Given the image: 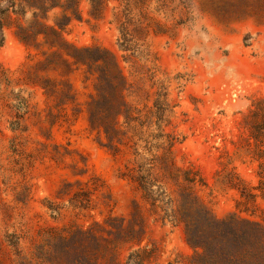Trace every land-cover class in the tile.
<instances>
[{"label": "rangeland", "instance_id": "rangeland-1", "mask_svg": "<svg viewBox=\"0 0 264 264\" xmlns=\"http://www.w3.org/2000/svg\"><path fill=\"white\" fill-rule=\"evenodd\" d=\"M119 4L80 0L77 18L62 31L59 56L50 55L57 49L21 42L15 24L3 29L0 264H17L16 249L32 264H87L85 242L98 247L97 264H190L194 251L184 226L152 213L123 176L134 149L150 159L166 152L156 148L162 144L174 165L195 177V196L216 220L235 216L264 228V0H164L167 13L150 1L147 12L159 26L133 58L138 73L150 68L165 87L167 107L158 113L156 87L119 51L113 19ZM59 13L50 12L46 23ZM30 20L31 13L21 17L24 26ZM84 49L117 60L131 85L127 100L140 110V140L111 144L92 130L88 110L97 74L67 56ZM165 188L173 197L175 187ZM69 189L89 193L94 209L70 208ZM76 227L92 229L95 239L76 240L67 251L48 238ZM42 247L46 254L37 258Z\"/></svg>", "mask_w": 264, "mask_h": 264}, {"label": "trees", "instance_id": "trees-1", "mask_svg": "<svg viewBox=\"0 0 264 264\" xmlns=\"http://www.w3.org/2000/svg\"><path fill=\"white\" fill-rule=\"evenodd\" d=\"M79 1L0 0V42H3V29L15 24V34L21 42L37 50H41L44 47L42 45H46L48 49H57L50 55L59 56L58 50L65 46L62 31L71 20L77 18ZM117 1L120 3L119 10L114 12L113 19L119 32L117 39L119 51L124 54L129 53L123 55L125 63L132 64L134 73L140 79H146L152 83V87H156L154 107L157 113L161 112L162 107H167L162 103V99L166 96L165 87L154 80L155 75L150 68L142 67L145 72L138 73L133 58L134 54L139 53L141 46L139 43L147 39L152 27L159 26L147 12L151 0ZM157 2H160L157 7L158 12L167 13L164 0ZM56 9L60 10V13L53 19L52 24H47L48 14ZM27 13H31V20L24 26L21 17L26 16ZM12 15H15L16 19L12 18ZM40 37L44 41L43 44L37 42ZM67 56L72 58L75 65L86 67L90 75L97 74V94L88 110L92 130L102 131L111 144L114 140H118L117 142L120 140V144H123V138L128 142L134 141L135 138L140 140V128L143 122L139 115L140 110L127 100L131 85L122 73L117 60L105 52L95 53L91 49L67 53ZM47 63L54 64L52 61ZM261 110L264 112V108ZM121 118L123 122H120ZM112 146L116 147V145ZM134 146L136 148V143ZM162 146L163 144L156 148L166 152L161 156H152L150 159H146L134 149L135 159L132 167H127L123 176L139 191L152 213L163 221L184 226L185 240L194 251L190 264H264V228L258 223L242 221L235 216L216 220L195 196V177L189 171L177 168L169 156V149ZM259 168L261 176L264 177V161L259 164ZM169 183L176 189L173 197L169 196L165 188ZM68 186L72 187L71 184ZM66 192L64 196H69L68 205L73 210L81 213L94 209L89 193L81 189L75 192L69 189ZM247 196L252 197L251 194ZM51 211L58 213V209L51 208ZM48 238L50 242H61L68 251L75 245L76 240L91 241L95 236L92 229L84 230L76 227L52 232ZM81 249L87 264H97L98 247L85 242L81 245ZM46 251L43 247L38 248L35 256L39 258L37 256L39 252L46 254ZM16 253L17 264H32L31 259L23 257L19 250L16 249Z\"/></svg>", "mask_w": 264, "mask_h": 264}]
</instances>
